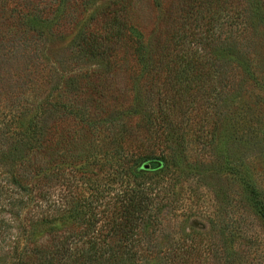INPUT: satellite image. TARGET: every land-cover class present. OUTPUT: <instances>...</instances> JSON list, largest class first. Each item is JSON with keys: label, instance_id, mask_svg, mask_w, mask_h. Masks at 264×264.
Here are the masks:
<instances>
[{"label": "trees", "instance_id": "16d2710c", "mask_svg": "<svg viewBox=\"0 0 264 264\" xmlns=\"http://www.w3.org/2000/svg\"><path fill=\"white\" fill-rule=\"evenodd\" d=\"M149 1L156 13L157 31L162 29L166 34L164 42L156 41V30L151 33L153 39L143 35L134 13L143 0L111 2L102 23L107 28L106 34L96 31L82 37L84 56L99 63L81 76L86 81L80 88L81 93L87 90L100 99H107L120 92L115 75L127 67L119 63L124 49L140 66L143 81L164 82L166 86L157 92L170 93L175 84H181L179 93L184 89L187 93L186 79L193 84L188 90L204 91L212 84L209 69L213 58L201 51L208 49L212 39L217 38L218 47L213 51L219 62L218 78L222 79L219 93L222 98L227 96L225 93H236L228 97L229 102L245 105L238 93L244 91L239 88L240 84L253 76L251 54L239 43L235 46L220 42L219 35L215 34L223 30L220 20L227 16L223 14L229 8L234 7L233 16L237 18L241 0H168L166 6L163 0ZM244 2L246 13L264 29V1ZM0 8L13 11L9 18L22 19L31 33L42 35V31L48 32L53 27L50 21L45 25L40 19L41 12L25 9L14 0H0ZM19 8L22 11L18 12ZM240 34L244 37L237 36L238 40L243 41L245 32ZM33 45L29 53L35 55L37 47ZM153 46L158 52L156 55ZM19 49L13 44L0 45V61L28 56L20 54ZM188 52L193 57L191 61L185 57ZM229 62L235 66L236 84L224 74V66ZM171 63H191L192 67L189 71H178L169 67ZM162 64L167 67L161 69ZM49 100L58 103V97L45 95L24 109L11 111L10 122L0 127V169L5 172L0 176V264H244L241 236L233 234L225 223L212 222L206 231H182L177 237H170L163 229V213L168 212L174 200L168 186L180 179L186 180L193 172L196 177L204 178L197 167L182 163L186 158L184 148L188 144L216 148L219 128L216 122L208 123L207 107L196 114L199 125L187 128L177 119L180 104L177 110L172 104L161 115L135 109L113 135L128 142L130 137L153 133V149L151 145L141 149V155L134 151L125 157L116 151H104L101 155H90L88 160L83 159V151L75 149L77 155L71 156L70 161L62 153L57 137L55 141L52 137L48 139L46 125H38L36 121L41 115L40 108ZM59 102L67 118L75 119L81 127L85 125L87 119L83 112ZM126 130L130 136L123 135ZM232 142L238 155L249 153L248 148L254 145L251 138L242 135H236ZM155 155L161 162L156 161ZM220 155L239 183L251 214L264 226V191L257 185L258 177L242 163L231 162L235 157L227 149ZM142 159L153 161L141 163L142 169L139 168ZM145 165L150 168L144 169ZM149 170L153 171L151 175L146 173ZM103 171L106 173L103 184L92 181L96 172ZM76 174H80L77 180L89 184L85 193L75 183ZM110 184L117 187L111 188Z\"/></svg>", "mask_w": 264, "mask_h": 264}, {"label": "rangeland", "instance_id": "374dc122", "mask_svg": "<svg viewBox=\"0 0 264 264\" xmlns=\"http://www.w3.org/2000/svg\"><path fill=\"white\" fill-rule=\"evenodd\" d=\"M114 1L117 0H14L25 9L41 12L39 17L45 21V25H48V21L53 24L48 32L42 31V35L31 33L30 28L22 24V19L9 18L13 16L10 9H18L17 6H9L10 9L0 8V45L13 44L20 48V54L28 55L20 56L16 61H0V127L10 122L11 111L24 109L32 102L42 100L45 95L50 94L58 97V103L49 100L40 108L41 115L36 121L38 125H46L48 139L52 137L55 141L57 137L59 147L63 149L62 153H65L67 158L77 155L75 149L80 153L83 151L81 154L86 160L90 155L93 156L94 153L101 155L104 151L110 153L116 151L118 155L125 157L134 151L141 155L143 152L141 149L149 148L155 142L154 134L149 132L138 135L135 139L130 137L128 142L113 135V132L123 127L122 121L125 122L135 109H140L146 114L156 111L157 115H161L162 112H167L172 104L176 110L180 104L178 110L185 111L178 112L177 119L187 128L199 125L200 121L196 114L207 107L206 110L210 113L208 123L211 125L216 122L219 128L220 136L215 142L216 148L211 150L209 146H205L206 144H188L184 148L186 158L182 163L191 168L197 167L199 174L204 178L196 177L193 172L186 180L180 179L168 186L170 193H174L172 197L174 200L168 212L163 213V229L170 237H177L182 231H206L207 225L212 222L225 223L233 234L241 236L243 252L241 256L244 264H264V226L251 214L239 183L231 175L224 158L220 155L227 149L235 157L231 162L242 163L248 170H252L258 177L257 185L264 191V29L257 20L251 18L250 13H246L245 2L241 0L237 7L239 13L237 18L233 16L234 7L229 8V13L223 14L227 16L220 20L223 30L219 34L215 33L216 37L219 35L220 42L227 45L234 43L235 46L239 43L251 54L250 69L253 76L251 74L239 87L249 92L244 93L241 89L242 93H238L246 103L243 106L240 103L229 102L228 97H234L236 93H225L227 96L224 98L219 93L222 79L218 78L219 62L215 59L213 51L218 47V42H215L218 41L217 38L212 39L213 42L208 49L201 51L213 58L212 63L209 61L212 67L209 69L212 84L204 91L194 93L195 91L188 90L193 84L187 83L186 79L187 93L185 89L183 93H179L181 84H175L174 91L170 93L161 92L162 90L157 92V89L166 86L164 82L143 81L139 74L140 66L124 49L120 53L122 59L119 63H124L127 67L115 75L120 92L108 97L109 99H100L87 90L84 93L80 91L86 82L81 76L85 71L98 67L99 63L84 56L82 37L96 31L106 34L104 30L107 28L103 27L102 23L108 15L107 5ZM167 2L168 0H163L164 6ZM151 6L149 0H143L135 7V17L146 39H153L151 33L156 30L154 31L156 41L158 39L162 43L166 34L162 29L157 31V17ZM20 11L22 10L19 8L18 12ZM242 31L245 32V39L239 41V37H244L240 34ZM32 44L37 47L36 56L29 53ZM152 50L155 55L158 53L154 46ZM197 52L201 55L200 51ZM185 57L190 61L193 58L191 52ZM171 64L169 67L173 66L172 68L178 71L185 69L189 71L192 67L191 63ZM155 66L159 64L156 63ZM166 67L164 64L160 66L161 69ZM234 67L233 63H226L224 74L229 81L236 84L238 79L235 78ZM179 74L178 72L176 75ZM59 101L71 104L72 108L83 112L87 119L85 125L81 127L75 119L67 118L60 109ZM129 132L126 130L123 135L130 136ZM236 135L252 139L254 145L248 148L251 149L249 153L236 154V147L232 142ZM119 146L122 149L118 148ZM154 158L161 162L159 156L155 155ZM237 158L243 161L235 160ZM150 161L153 160L142 159L139 168H142L141 163L144 165ZM184 170L186 171V168ZM18 173L20 174V170ZM146 173L151 175L153 171L149 170ZM95 174H97L95 177H91L92 181L97 180L102 184L106 181L105 171ZM4 175L5 172L0 169V176ZM78 178L80 174L75 175V183L79 191L85 193V188L87 189L89 184L84 180H77ZM110 186L117 187L115 184ZM195 195L196 198L193 197Z\"/></svg>", "mask_w": 264, "mask_h": 264}, {"label": "water", "instance_id": "95a60500", "mask_svg": "<svg viewBox=\"0 0 264 264\" xmlns=\"http://www.w3.org/2000/svg\"><path fill=\"white\" fill-rule=\"evenodd\" d=\"M149 168H150L149 165H145V166H144V169H149Z\"/></svg>", "mask_w": 264, "mask_h": 264}]
</instances>
